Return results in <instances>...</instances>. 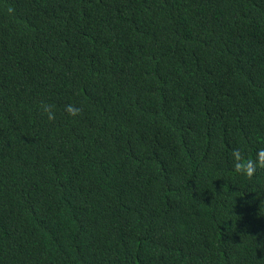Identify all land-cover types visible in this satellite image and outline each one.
<instances>
[{
  "label": "trees",
  "instance_id": "16d2710c",
  "mask_svg": "<svg viewBox=\"0 0 264 264\" xmlns=\"http://www.w3.org/2000/svg\"><path fill=\"white\" fill-rule=\"evenodd\" d=\"M237 147H264V0H0V264H264Z\"/></svg>",
  "mask_w": 264,
  "mask_h": 264
},
{
  "label": "clouds",
  "instance_id": "9594fccd",
  "mask_svg": "<svg viewBox=\"0 0 264 264\" xmlns=\"http://www.w3.org/2000/svg\"><path fill=\"white\" fill-rule=\"evenodd\" d=\"M65 111L71 117H76L80 113V109L71 104L66 106ZM44 112L47 114L49 120L55 119L50 107L45 106ZM231 160L233 169L236 172L247 177H252L258 168L264 167V147L257 150L255 158L253 159H246L243 150L237 147L231 152Z\"/></svg>",
  "mask_w": 264,
  "mask_h": 264
}]
</instances>
